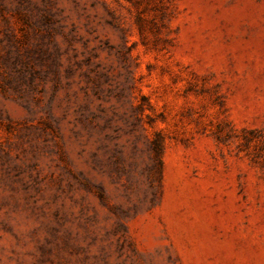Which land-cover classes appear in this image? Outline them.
I'll return each mask as SVG.
<instances>
[{
  "label": "rangeland",
  "instance_id": "1",
  "mask_svg": "<svg viewBox=\"0 0 264 264\" xmlns=\"http://www.w3.org/2000/svg\"><path fill=\"white\" fill-rule=\"evenodd\" d=\"M0 264H264V0H0Z\"/></svg>",
  "mask_w": 264,
  "mask_h": 264
},
{
  "label": "trees",
  "instance_id": "2",
  "mask_svg": "<svg viewBox=\"0 0 264 264\" xmlns=\"http://www.w3.org/2000/svg\"><path fill=\"white\" fill-rule=\"evenodd\" d=\"M155 152L158 157L161 156V143L159 141L156 142Z\"/></svg>",
  "mask_w": 264,
  "mask_h": 264
}]
</instances>
